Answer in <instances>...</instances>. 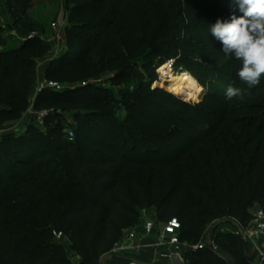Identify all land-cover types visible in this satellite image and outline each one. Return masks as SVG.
Instances as JSON below:
<instances>
[{
	"label": "trees",
	"instance_id": "16d2710c",
	"mask_svg": "<svg viewBox=\"0 0 264 264\" xmlns=\"http://www.w3.org/2000/svg\"><path fill=\"white\" fill-rule=\"evenodd\" d=\"M33 1L7 0L17 27ZM232 10L233 0H84L70 10L69 22L74 29L96 34L95 48L69 45L46 71V79L64 83L88 81L115 70L116 76L128 77L136 67L149 66L145 61L153 44L180 29L184 35L170 49L152 51L163 55L160 64L179 57L174 66H184L205 85L198 105L151 89L141 79L129 93L136 101L125 104L127 112L120 118L111 105L116 102L81 96L92 84L47 88L37 95L35 57L49 54L40 52L48 45H38L39 37L27 38L16 50H28L29 56L0 59V118L21 116L33 97L36 107L47 101L103 106L90 113L94 125L82 121L72 140L55 120L60 115L54 114L43 130L0 140V264H76L74 257L78 264H99L114 220L121 214L135 216L134 206L142 208L147 201L139 183L130 180L127 190L120 179H131L150 167H177L156 211L163 222L178 218L182 242L203 241L208 221L230 215L247 223L254 205L264 207V75L258 86L248 89L237 76L240 62L226 56L221 42L207 32L217 19H228ZM98 12L99 18L85 19ZM3 32L0 28V36ZM75 36L81 44L92 41ZM200 44L209 49L211 62L228 58L231 83L213 82L208 68L194 57ZM155 69L151 65L152 73ZM229 85L244 89L242 97L226 99ZM45 95L49 97L43 99ZM79 114L76 120H82ZM173 125L182 129L175 131ZM187 134L184 150L169 151ZM214 238L218 244L238 248L233 254L236 264H252L245 258L240 237L218 229ZM186 259L189 264H230L211 246L186 251Z\"/></svg>",
	"mask_w": 264,
	"mask_h": 264
},
{
	"label": "rangeland",
	"instance_id": "374dc122",
	"mask_svg": "<svg viewBox=\"0 0 264 264\" xmlns=\"http://www.w3.org/2000/svg\"><path fill=\"white\" fill-rule=\"evenodd\" d=\"M84 0H34L33 4L28 11V16L23 18L22 24L17 27L15 24V19L12 17L11 12L9 11L7 0H0V28L4 29V32L0 36V59L12 60L19 59L29 56L28 50L16 51L22 47V44L31 37H39L40 44H47L46 49L40 50L41 53L49 50L48 56L40 57L38 55L36 58L35 69L38 73V87L37 95H40L41 89L43 86H50L51 89L61 86L62 89H73L72 87H80L86 81H76V82H67L62 81H51L46 79V71L50 61L60 57L64 51L68 48L69 45L74 49H82L84 47L95 48V35L90 32H85L79 29H74L72 24L69 22V13L70 10L74 8L78 3L83 2ZM112 2V0H110ZM21 14V13H20ZM102 15L101 12L88 14L85 19L90 21L92 19H97ZM207 32L211 34L209 30ZM76 34L87 36L92 41L88 44H81ZM184 32L180 29H173V32L170 35H166L162 38L161 43L157 44L151 50H148L146 56V63L149 65L144 68V66L136 67L135 72H130L129 76H116V70L107 72L106 76L98 78H90L88 81L92 82V87L86 88L82 93V97H91L96 98L99 96L106 97L116 108V114L118 117L122 118L126 112L125 104H132L136 100L129 98V93L134 90L133 85L138 81L143 79L146 81L147 86L151 89H162L166 92L175 94L179 99L198 105L201 101V91L205 90V85L196 77V75L190 71H186L184 66H174L179 57L171 58L163 64H160L162 54L153 52L157 47H162L165 49H170L180 38H182ZM151 38L150 36H146ZM148 38V39H149ZM152 40V39H151ZM201 46L198 49V52L195 54V58L203 65L208 68V74L213 79V82L219 83L220 86L225 83H231L233 77L230 74L228 67V58L218 62H211L209 60V50L206 46L200 44ZM180 60V59H179ZM171 63L172 66L169 64ZM151 65L155 66V73H152L150 70ZM164 65L169 66L168 70L172 73L173 76L177 77L184 72H189L192 77L195 78L196 82L194 85L190 86L188 91H177L172 88L173 83L169 82L170 76L169 73L166 75L160 70ZM64 72L68 69L67 66L62 67ZM118 70V69H117ZM167 70V71H168ZM135 73L137 76H135ZM62 75H58L59 78ZM196 92V93H195ZM47 95V94H46ZM44 96L43 99H46L49 96ZM51 97V95H50ZM36 97L32 98L30 101V106L24 111L21 116H4L0 118V140L5 136H20L24 133H33L37 130H43L47 127V122L43 126L39 119L38 115L42 111L51 112V115H60L55 118L56 121H59L63 128H68L75 130L77 126L82 123L87 125H94V121L91 119L90 113L94 110L102 108L100 104H89L87 106H74L69 104H62L57 102L43 103L41 106L36 107L34 102ZM120 102V104H117ZM110 105V104H108ZM76 113H80L82 120H76ZM171 129L179 131L182 128L177 126H171ZM190 134H187L186 140L173 144L169 151L172 150H184L189 143ZM41 146V145H40ZM52 153V152H50ZM177 172V167H174L171 170H163L160 168H148L145 170L137 171L131 179L121 178L120 181L122 186L127 190L131 188L130 180H135L139 183L142 189L146 192L147 201L146 204L141 208L135 205V216H128L125 214L119 215L114 220V232L112 237L109 240L107 250L103 253L100 258L99 264H189V261L186 257L183 261L179 262L171 258L170 251L163 250L157 256L153 253H133L126 256H121L126 259H129L130 262H116L113 260L115 256L112 252V249L115 243L124 238L126 233L136 225L147 226L154 224L157 228H161L164 225V222L159 219V216L156 211L157 202L161 196L166 193L171 187V181L175 180V174ZM134 193V190L131 191ZM264 208L258 204L254 205L250 209L251 217L259 209ZM240 219L233 216H223L221 218L213 219L208 221L203 228V237H205L202 243L205 246H211L212 241H215V246L211 247L213 252L216 253L218 257H222L230 264H236V256L233 254L237 249L229 248L226 244H218L214 238V234L219 229L220 231L232 230L233 226L229 225L231 220ZM64 241L68 242L67 237L63 238ZM259 245L264 247V240L258 238ZM244 254L248 262L252 264H264V258L259 254L257 249L253 244L247 243L244 245ZM73 260H77L76 257Z\"/></svg>",
	"mask_w": 264,
	"mask_h": 264
},
{
	"label": "clouds",
	"instance_id": "9594fccd",
	"mask_svg": "<svg viewBox=\"0 0 264 264\" xmlns=\"http://www.w3.org/2000/svg\"><path fill=\"white\" fill-rule=\"evenodd\" d=\"M209 31L221 42V51L240 62V81L248 89L258 86L264 75V0H233L230 17L217 19ZM244 91L229 85L225 97L241 98Z\"/></svg>",
	"mask_w": 264,
	"mask_h": 264
},
{
	"label": "built area",
	"instance_id": "2783aa9c",
	"mask_svg": "<svg viewBox=\"0 0 264 264\" xmlns=\"http://www.w3.org/2000/svg\"><path fill=\"white\" fill-rule=\"evenodd\" d=\"M169 65L172 66L171 63ZM57 87L61 86L58 85ZM50 115L51 112L48 111L39 113L38 119L43 126H45L46 119ZM62 131L69 139H74V130L62 128ZM231 222L229 225H232L233 229L227 231H231L234 235L240 237L244 245L247 243L253 244L264 258V247H261L258 241V238L264 240V208H259L247 223L237 219H233ZM180 230L181 223L176 217L164 222L161 228H157L153 223L147 226L136 225L126 233L123 239L115 243L112 252L114 255L126 256L150 248H154L156 251L166 248L171 250V258L181 262L186 257V251L203 248L205 245L202 241L198 244L182 242L180 240ZM214 246L215 241L213 240L211 247Z\"/></svg>",
	"mask_w": 264,
	"mask_h": 264
},
{
	"label": "bare ground",
	"instance_id": "6f19581e",
	"mask_svg": "<svg viewBox=\"0 0 264 264\" xmlns=\"http://www.w3.org/2000/svg\"><path fill=\"white\" fill-rule=\"evenodd\" d=\"M164 74H168L170 76L169 82L173 83L172 88L177 91H188L190 86L194 85L196 80L189 72H184L183 74H180L179 76L175 77L172 75L171 72L168 70V66L164 65L160 68ZM168 70V71H167Z\"/></svg>",
	"mask_w": 264,
	"mask_h": 264
},
{
	"label": "crops",
	"instance_id": "0c3cea01",
	"mask_svg": "<svg viewBox=\"0 0 264 264\" xmlns=\"http://www.w3.org/2000/svg\"><path fill=\"white\" fill-rule=\"evenodd\" d=\"M163 250H165V251H170V253H171V250L170 249H166V248H162V249H160V251H156L154 248H150V249H147V250H144V251H141V252H146V253H153L155 256H157L160 252H162ZM140 253V252H139ZM117 256H119V255H117ZM113 260H115L116 262H130V260L129 259H127V260H117V259H114L113 258ZM74 262L76 263V264H78V259L75 261L74 260ZM105 264H107V263H105Z\"/></svg>",
	"mask_w": 264,
	"mask_h": 264
},
{
	"label": "water",
	"instance_id": "95a60500",
	"mask_svg": "<svg viewBox=\"0 0 264 264\" xmlns=\"http://www.w3.org/2000/svg\"><path fill=\"white\" fill-rule=\"evenodd\" d=\"M90 84H92L91 81H86V82L83 84V86H80V87H85V86L90 85ZM80 87L78 86V87H72V88H73V89H76V88H80ZM47 88H51V87L45 85V86L42 87L41 92H42V90L47 89ZM52 89L63 90L61 87H54V88H52ZM113 258H114V259H117V260H127L126 258L121 257V256H117V255L113 256Z\"/></svg>",
	"mask_w": 264,
	"mask_h": 264
}]
</instances>
